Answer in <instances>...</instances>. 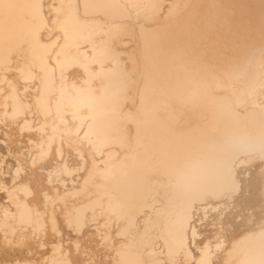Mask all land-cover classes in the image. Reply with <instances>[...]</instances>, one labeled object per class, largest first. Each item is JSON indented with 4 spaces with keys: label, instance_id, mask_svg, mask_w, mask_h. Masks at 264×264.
<instances>
[{
    "label": "bare ground",
    "instance_id": "6f19581e",
    "mask_svg": "<svg viewBox=\"0 0 264 264\" xmlns=\"http://www.w3.org/2000/svg\"><path fill=\"white\" fill-rule=\"evenodd\" d=\"M0 264H264V0H0Z\"/></svg>",
    "mask_w": 264,
    "mask_h": 264
}]
</instances>
